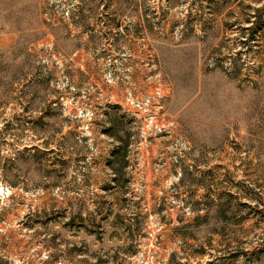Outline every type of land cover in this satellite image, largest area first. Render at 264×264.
Listing matches in <instances>:
<instances>
[{
	"label": "rangeland",
	"instance_id": "1",
	"mask_svg": "<svg viewBox=\"0 0 264 264\" xmlns=\"http://www.w3.org/2000/svg\"><path fill=\"white\" fill-rule=\"evenodd\" d=\"M0 264H264V0H0Z\"/></svg>",
	"mask_w": 264,
	"mask_h": 264
},
{
	"label": "built area",
	"instance_id": "2",
	"mask_svg": "<svg viewBox=\"0 0 264 264\" xmlns=\"http://www.w3.org/2000/svg\"><path fill=\"white\" fill-rule=\"evenodd\" d=\"M156 84L151 92H145L140 98L128 96L125 104L133 110L141 120V134L144 139L149 137L171 138L176 134L175 121L165 114L164 100L170 94V88L157 75L154 77ZM6 195L8 189H1Z\"/></svg>",
	"mask_w": 264,
	"mask_h": 264
}]
</instances>
